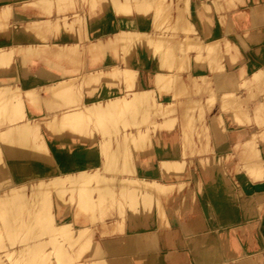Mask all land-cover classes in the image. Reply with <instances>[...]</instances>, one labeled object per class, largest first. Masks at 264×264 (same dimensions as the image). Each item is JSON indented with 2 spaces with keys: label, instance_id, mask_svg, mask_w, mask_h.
<instances>
[{
  "label": "bare ground",
  "instance_id": "6f19581e",
  "mask_svg": "<svg viewBox=\"0 0 264 264\" xmlns=\"http://www.w3.org/2000/svg\"><path fill=\"white\" fill-rule=\"evenodd\" d=\"M50 1H46L45 5L44 0H0V264H157L163 256L157 245L161 236L164 246L168 249L164 256H171L174 262L184 259L191 264L245 263L247 260L240 261L237 255L238 243L233 241L226 231L232 225L231 222L235 223L238 219L242 221V225L250 226L255 220L254 217L247 216L245 211L234 217L233 213L225 209L226 215L218 216L215 212L219 209L213 207L210 192L207 191L203 195L202 202L206 204L203 203L204 209H193L196 194L192 193L200 182L196 181L200 174L199 165L204 167L207 162L210 165L214 153L225 157L228 152H232L229 151L232 146V143L229 145L230 140L225 136L221 144H211L209 149H206L204 144L202 147L193 145L190 151L169 149L165 154L163 150L177 145L175 142L178 136L167 137V132L175 129L164 130L167 131L164 133L155 132L156 129L152 128L173 125L179 120V114L175 111H182L188 131L190 120L201 115L199 119L202 127L201 124L198 126L195 139L204 132L206 137L215 141L213 131L218 134L220 128L226 127L220 125L221 121L224 124L223 111H232L231 117L238 115L236 111L243 102L241 98L235 95L231 86L221 90V82L214 80V76L220 72L207 68L211 64H202L203 60L210 63L212 57L215 59L218 56L217 54L214 58V54L225 52L229 48H237V54L245 61L241 45L232 35L237 29L231 24L233 20L241 21L247 13L251 14L249 10L255 5L254 0H242L240 5L229 6L236 9L233 13L230 8L219 4L214 6L210 0H96L94 2L98 3L100 10L94 16L92 12L85 11L79 3L80 9L76 19L65 20V16H54L52 19L55 23L50 29L54 31L57 39H60L59 42H66L58 43L54 54L27 44L25 37L26 30L30 31L28 35L32 34L27 22L41 20L44 25L49 18L25 10L24 4L43 3L44 5H41L46 8L51 7L52 3H48ZM91 2L93 0H90V4ZM243 5L245 7H242ZM57 6L56 9H60L61 6ZM261 6L264 10V4L261 3L255 5L254 12L255 9L262 8ZM217 11L221 14L218 15ZM183 14H188L192 21L189 26L184 27L185 34L176 38L178 25H175V22H178ZM168 17L174 27L171 24L163 26L161 21ZM247 19L251 24L249 36L263 30L264 24L256 22L252 16ZM77 22L86 30L79 37L71 32ZM216 25H225V31L221 37L212 38ZM168 26L170 32L167 30ZM33 27L36 28L35 25ZM263 35L260 34L264 39ZM236 36L239 38L240 35ZM118 40L122 44L120 45L119 41L120 47L116 49L113 42L117 43ZM111 44L114 47H111ZM21 45L22 48L18 49L20 61L24 64L31 63L33 66L30 71L21 66L23 75L15 72L16 48ZM244 45L250 47L249 43ZM84 49L88 54L90 52V57L95 60V65L92 63L94 66L91 67V63L88 64L83 56ZM175 52H182L181 59L195 61V64L183 67L173 64V59L167 61L166 57ZM213 52L215 53L211 56ZM219 55L221 57L222 54ZM220 57L217 59L222 61ZM233 59L234 56L226 62ZM215 60V63L211 62L212 65L219 64L220 67L222 64H216ZM259 77L264 82V74L259 72ZM83 78L85 80L81 86L78 80ZM77 90L80 91L78 96ZM186 93L187 97L182 99ZM74 97L75 102L70 103L74 101ZM180 99L185 100L186 104L178 110L175 106ZM24 100H28V105L23 104ZM213 101L218 102L214 112L202 115L201 111H208L209 102ZM256 109L258 108L253 111ZM151 116L155 117L154 121L148 120ZM234 118L238 119L239 115ZM244 118L248 119L243 117L244 121ZM90 122L93 125L91 128ZM120 122H126L124 130L116 129ZM147 123V129L142 128ZM41 124L43 127H40ZM67 125H74L73 130L71 127L66 128L70 132L65 130L69 135L64 131ZM93 127L97 131L92 129ZM43 128L50 138L48 135L44 136ZM126 129L131 132L128 133ZM243 132L245 131L240 130L235 136L240 139L250 138L242 135ZM260 132H257L258 135ZM83 134V138L87 134L88 142L84 139L83 143H80ZM47 138L52 141L50 146L49 142H46ZM105 141H110L112 148L108 153L109 160L104 162V166L105 159L103 160L96 147ZM246 142L242 143V146L245 145L243 147L247 149L253 145L254 148V144L250 145L253 141L249 142L247 139ZM223 144L224 149L221 148ZM133 146L137 148L136 152L132 151ZM150 146L157 153L155 158H161L156 165L152 164L153 161L143 160V156L149 154L146 149ZM89 148L95 150L90 151ZM232 149L235 148L232 146ZM237 149L235 152L240 150L243 154L247 151L243 148V152ZM256 155L259 157V153ZM257 156L254 157L256 160ZM113 157L116 159L112 162ZM218 162L221 165V162ZM256 163L254 162L252 167L257 166V170L262 172L260 168L264 166L260 167ZM249 164L250 167L246 164L243 167L250 170L251 163ZM220 165L215 168L219 169ZM209 168L212 171V168ZM171 171L181 172V176L176 177L177 174L172 175L174 172ZM206 172L205 170L204 173ZM245 172L247 170L243 174H246L250 181ZM250 172L252 173H248ZM212 174L210 175L213 176ZM221 177H214L219 181L212 182L215 190L224 183L221 180L224 177ZM251 177L255 175L252 174ZM259 178L258 175L257 179ZM154 181H161L162 186L166 185L168 189L165 190L160 184L161 189L157 187V193L148 192L147 188L153 185ZM251 185L252 183L250 187ZM184 187L187 189H183ZM199 190L201 191V187L197 189ZM69 191L72 193L66 196ZM75 191L80 200L78 198L79 202L75 201L71 208L68 202L73 199ZM127 191L129 197H126L124 203H118ZM173 193V198L175 194H180L181 198L182 195H192V198L189 201L178 200V203L175 198L169 200L172 215L171 219L167 220L162 208L166 209L162 206V197H171ZM51 194L55 195L56 201L54 197L51 199ZM100 195L114 197L111 206L114 201L120 205L113 206L118 214L113 220H110L112 211L103 218L102 211L90 216L85 215L84 209L89 206L94 209ZM187 198L189 196L184 200H188ZM220 199L218 197L216 200L222 205ZM254 200L256 201L255 198ZM77 207L78 210H75ZM161 208L164 214L162 222L166 219L167 224L157 225V218L154 217L160 215L156 212H160L158 210ZM183 211H192L193 214L187 215L184 220V216H181ZM81 213L84 215L81 216ZM211 220L213 224L205 223ZM260 220L256 236L260 237L261 246L264 248V215L260 216ZM147 224L161 227L155 228L151 235H146L144 229ZM210 224L213 225L214 231L207 228ZM48 225L49 236L44 237L43 228ZM164 226H169V230H165ZM215 228L222 231V234H216ZM94 229L97 231L96 239L86 240L85 234ZM60 234L64 236L60 238ZM117 237L122 240V245L116 252L100 246V242ZM80 240H85L86 246H76L74 256H70L68 247L74 245V242L80 244ZM49 244L56 246L49 250ZM261 264H264V261Z\"/></svg>",
  "mask_w": 264,
  "mask_h": 264
},
{
  "label": "rangeland",
  "instance_id": "374dc122",
  "mask_svg": "<svg viewBox=\"0 0 264 264\" xmlns=\"http://www.w3.org/2000/svg\"><path fill=\"white\" fill-rule=\"evenodd\" d=\"M44 1L46 3L45 5H47L46 1H48V0H44ZM62 1H63V4H62ZM94 1L96 2V0H93V2H91V4H90V0H70V1H67V0H57V1L53 0L52 1L51 0L50 2H48L50 5L52 3L51 7L48 6V7H50V11H49L50 13L47 11L49 9L48 7L44 6L46 8H43V6H42V5H44L43 3H40V5H32V4H29V3H25L24 7H26L25 10H27V11L37 12V13H40L41 15L46 16L47 19L49 18L48 22H50V21H52L54 16H65V17H63L65 20H67V19H70V20L71 19H76L78 17V14H79L78 12H79V9H80L79 3L84 8L85 11L88 10V11L92 12V15L94 16L96 14V12L100 10V7H98V3H95ZM210 1H211V3L214 4V6L219 4V5H221L224 8H227V9L230 8L229 10L233 13V12H235L236 9H233V8H231L229 6H232L234 4L240 5L242 0H222L221 2H220V0H210ZM58 2H60V3H58ZM71 2L73 4H71ZM254 2H255L256 6H258L259 4L261 5V3L264 4V0H254ZM92 3H94V4L92 5ZM95 4H96V6H95ZM57 5H59V6H57ZM91 5H92V7H91ZM255 5L253 6L252 9L249 10L251 14L247 13L246 15H244L245 18H243L241 21L238 19V21H240V23H238L237 20H233V23L231 24L232 26H234L237 29L236 35L239 34L245 40L246 43H253L254 44V49H252L251 51H248V50L245 49L244 45L241 43L239 38H237L235 36L236 41L239 44H241L242 53H243L244 57H246L247 60L244 61L243 59H241L239 57V54H237L239 52L237 48H229V49H226L225 52L222 51V53H216V54H214L215 52H213L211 54V56H213V54H214V58H215V56H217V54H218L219 57H220L219 54H222L221 57H220L222 61H219L217 59L219 57L217 56L215 58L216 60L213 59V57H212L213 61H211L212 59H210V63H208L206 60H203L204 62L202 64V65L205 64V66H207L209 64L212 65V63L215 60L216 64H218V62H220V64L223 65V67H222V65H220V67H222V68L218 67L219 64H218V66H216L215 64L212 65V66L209 65V66H207V68H209V69L211 68V70L213 69L214 72H223V73L216 74L217 76L216 75L214 76V80L221 82V86H220L221 90H225V89H227L228 87L231 86V88L234 91L235 95L236 96L238 95L237 97H240L241 100L243 101L238 106V111H236V113L239 115V118L236 119L237 121L235 120L234 117H236L238 115H235L234 117L233 116L231 117L232 111H230L229 109H225V110L223 109L224 111L223 110L222 111L224 112V114H223L224 115V119H223L224 120V124L221 121L220 125L221 126L225 125L226 127L223 128L224 130L222 128H220L218 134L213 131V134H215V136H216L215 141L212 138H210V137H206L204 132H202L203 134H201L200 137H197V139H195L194 135H195V133H197V128L201 124L200 123L201 121L199 119V117H201V115H199L196 119L193 118L192 120H190V123L188 125V127H189V131H188L187 130V125L184 122L186 118H185L184 115H182V111H175V112H177L179 114V118H178L179 120L174 122L173 125L172 124L163 125V126L159 125L157 128H155V127L152 128V129H156L155 132L162 131L164 133H166L168 131L167 129H172V128L175 129V131L167 132L169 134V135H167V137H169V136H175V137L178 136V139L175 142V144H177V145L175 147L171 146V147L167 148L166 151L163 150L165 154H166L167 151H169V149H170V151H172L173 149H175L176 151H182V150L190 151L191 147L193 145L194 146L198 145V146L202 147V144H204L206 149H209L211 147V144H214V143L221 144V142L223 141V138H225V136H226V138H228V141L230 140L229 141V145L232 143L231 145L235 149H232V146H231V148H229V151L232 150V152L231 151L228 152L225 157L221 156L222 157L221 158L219 153L218 154L217 153L213 154V152H212L213 156H211V158H212V160L214 162L212 160H210L211 162L209 161L211 166L209 165L208 162H207L208 164L207 163L204 164V167H203V165H199L198 170H199L200 174H198L199 178H196V181L197 182H199V181L201 182V183L199 182V184H198V188L201 187V191L200 190L197 191L198 188H195L194 192L192 194H194V195L196 194V201H195L196 204L193 205V209H194V207H195V209H197V207H200V208L204 209V206H203L204 202H202V201L204 200V197H203L204 192L207 191V192H210L209 193L211 195L210 198L213 199V200L211 199L213 207L216 208V209H219L218 212L214 211L218 216L222 217L223 214L226 215V213L224 211V209H225L228 212L233 213L234 217H238L239 213H242L243 211H245V214L247 216L254 217L255 220L252 222L253 223L252 225H250V226L249 225H246V226L242 225L241 224L242 221L240 219H238V221L235 222V223L231 222L232 225L229 227L228 231H226V232H228V235L230 236V238L233 241H235L236 243H238V245H239V249L237 248V251H238L237 255H238L240 261L247 260L245 263H240V264H261L264 261V254H263L264 248H262L263 246H261L262 241H261L260 237L256 236V232L259 229V225L261 224L260 223V221H261L260 220V216L264 215V173H263L264 172V168H260V167L264 166V162H261V161H264V134H263V131H264V82L261 80V77H259V72L264 74V68H263L264 67V42H259V39H261L260 34L261 35L264 34V25H263V30L261 32L249 36L248 35V33H249L248 30L251 29V24H250V22H247L249 20L247 18H250L252 16L253 18H255L256 22L264 23V10H263V7L261 6L262 8H259L258 10L255 9V12H254ZM55 6H57V7L61 6V7H60V9L59 8L56 9ZM39 7L43 8V9H40ZM242 7H245V6L243 5ZM242 7H238V8H242ZM44 10H46V12ZM14 11H16V9ZM47 13H48V15H47ZM86 13H88V12H86ZM217 13H218V15L221 14L220 11L219 12L217 11ZM177 17H178V15H177ZM179 19L180 20H178V22L176 20L177 23L175 22V25L176 24L178 25V27L176 26V28L178 29L176 31V36H177L176 38H179L178 35L185 34V33H183L184 30H185L184 27L189 26L191 24V21H192V18L188 14H183L181 16V18L179 17ZM166 21L168 23H166ZM244 21H245V23H244ZM161 22L163 23V26L171 24V26L174 27V23L172 22L171 18H169V17L167 19L163 18V20ZM235 22H237L238 25ZM239 25L240 26L242 25V26L240 27ZM219 27H220V29L221 28L222 29L220 30ZM167 30L169 32L171 31L169 26H168ZM224 31H225V25L222 26V27L220 25H216L215 32L212 35V38L221 37L224 34ZM43 32L45 34H48L46 36V41H45V44L43 45L44 46L43 49L45 51H47V53L49 52V53L54 54V52L56 51L55 49L57 47L56 45H57V42H58L57 36L55 35L54 31L50 29V27L49 28L46 27L45 30H43ZM71 32H74L77 35V37H79L80 35H83L86 32V30H84V28L81 27L80 22L79 23L77 22L75 27H74V29H72ZM243 32H245V33H243ZM232 35H233V33H232ZM119 41L120 40H118L117 43L113 42V44L114 43L116 44V46H115L116 49L119 48L120 45L122 44V42L120 41V45H118ZM170 41L171 40L169 39V42ZM114 45L111 44V47L112 46L114 47ZM173 45H174V43H173ZM85 50L86 49L83 50V56L86 58L88 64L91 63L90 65L92 67V66L95 65L96 62H95V60H93L90 57V55H89L90 52L88 54V51H85ZM182 54H183L182 52H180V54H178V52L172 53L170 56L166 57V60L170 62V59H173V61H172L173 64H180L183 67L184 66L190 67V64L191 65L195 64V61L192 62V61H186L184 59H181L180 56ZM233 56L235 57V59H233L232 61L226 62L227 59L232 58ZM201 63H202V61H201ZM251 64L254 67L251 66ZM213 66H215V67H213ZM242 69H243V71H242ZM245 70H247V71H245ZM84 80H85V78H83L81 80H78V82L80 83L81 86L84 83ZM199 84H201V83H199ZM78 95H80V91L79 90H77V96ZM187 95H188V93H186V96L184 98H182V99H185L187 97ZM182 99H180L177 102L176 106H175V108L178 109V110H180L186 104L185 100H182ZM72 100H74V101H72ZM72 100H71L72 102H70V103L75 102L76 98L74 97ZM214 102L215 101L209 102L208 111H201L202 112L201 114L204 115L207 112H209L208 114L214 112L213 109H215V107H216V105L218 103V102H215V105H214ZM23 104L28 105V100H24ZM254 107L255 108L257 107L258 109L253 111V109H255ZM247 114H248V116H247ZM241 116L248 118V119L244 118L245 121H247V123L243 120V117H241ZM154 118H155L154 116H151V117L148 118V120L149 121H154ZM231 118L234 119L235 121L232 120ZM239 119H240V121L242 119V122H240ZM179 122H181V124H179ZM239 123H242V124H239ZM260 123H262V124H260ZM125 124H126V122H123V123L120 122L119 124H117L118 126L116 127V129L120 128V129L124 130L125 129V127H124ZM148 124L149 123H147V125L146 124L143 125L142 128L147 129ZM236 124H238V125H236ZM151 125H149V126H151ZM235 125H236V127H235ZM239 125H243V126H239ZM92 126L93 125L90 122L89 127L91 128ZM40 127H43L42 124L40 125ZM70 127H71V125H70ZM70 127H68V125H67V127H65L64 131L67 130L68 128H70ZM72 127L74 128V125H72ZM72 127H71V130H73ZM201 127H202V124H201ZM111 128L114 129V127H111ZM44 129L45 128H43V130ZM92 129H94V127ZM239 129L242 130V131H245V132L242 133V135H247L250 138H248V137H245V139H244V137L241 138V139L237 138L235 136V134L240 132ZM94 130H96V129H94ZM126 130H127L128 133L131 132L128 129H126ZM164 130H167V131H164ZM260 130L262 132H260ZM67 131H65V132L67 133ZM257 132L258 133L260 132V135L263 134V136L261 137L260 135H258ZM69 133H67V134L69 135ZM88 133H89V130H88ZM125 134H126V132L123 133V135H125ZM252 134L254 136H252ZM47 135L49 136V134L47 133V131L45 129L44 130V136L46 137ZM83 136H84V134L81 137L83 138ZM86 136H87V134L85 135V137L82 140H80V143H83L82 141H84V139H85V141L88 140V137H86ZM88 136H89V134H88ZM221 136H222V138H221ZM251 136H252V138H251ZM49 138H50V136H49ZM86 138H87V140H86ZM247 139L249 140V142L253 141L250 145L254 144V148H252L253 145L249 146V148L251 147V149H249L248 147H247V149H246V147H243V146H245L244 144L242 146V143L243 142L245 143L247 141ZM250 139H251V141H250ZM252 139H255V141L252 140ZM49 140L47 138L46 142L47 143L49 142L48 144L50 146L52 144L51 143L52 141H51V139H49ZM75 142H79V141H75ZM233 142H234V145H236V146L233 145ZM86 143H84V144H86ZM238 143H240V144H238ZM247 143L248 142L245 143L246 146H247ZM77 144H79V143H77ZM256 144H257V146H256ZM238 145H240L241 147L238 146ZM71 146H72V142H71ZM225 146H228V144H225ZM237 147H239V148L237 149ZM52 148L54 149L53 146H52ZM75 148L76 147H74L73 150H75ZM111 148H112V145H111L110 141H105V142L99 144V146L96 147V150H99V152L103 156V160L105 159V161H103V163L104 162L107 163V160H109V154L108 153H109V150ZM221 148L224 149V144L221 146ZM242 148L247 150L246 152L249 153V154L247 153V157L245 156L246 152H244L245 154L239 152L240 151L239 149L242 150ZM236 149L239 150V151L235 152ZM89 150L93 151L95 149L89 148ZM133 150H134V152H136L135 150H137V148L133 146L132 147V151ZM254 150H255V152L259 153V157L256 155L257 153L256 154L254 153ZM163 151H162V153H163ZM146 152L149 153L146 157L142 155L143 153L140 154L141 156H143V158H144L143 160H149V162L153 161V163H152L153 165H156L157 163H159L158 161H160L161 158L160 157L158 159L155 158V156L157 154L155 149H153L150 146L149 148L146 149ZM238 152L241 153L240 156L238 155ZM242 152H243V150H242ZM249 155H252V156L254 155L253 159H252V156L249 157ZM255 156H257V160H256V158H254ZM240 157H242V158H240ZM226 158H227V160H226ZM248 158H250L252 161L255 159L253 161V163L254 162L256 163V161H257L259 164L256 163V165L260 166L259 168L262 169V172H261V170L260 171L257 170V168H258L257 166H256L257 168L256 167H252L255 164H253L250 159H249V162H247ZM115 159L116 158L113 157L111 159V161L113 162V160H115ZM129 161H130V158H129ZM217 161H220L221 165H220L219 162L217 163ZM105 163H104V166H105ZM213 163H215L214 165L215 166L217 165L218 167L220 165L219 169L216 167L219 171L216 170L215 166H213ZM248 163H251V168H249L250 170H248V168L246 169V168L243 167L245 164L247 165V167H250V164L248 165ZM206 165H209V167L212 168V171ZM206 167H207V169L209 168V170H207ZM213 168H215V169H213ZM252 168L253 169L255 168V169L252 170ZM240 169H242V171ZM244 169L247 170V172H245V173H247V175H249L250 181H248L249 180L247 178L248 176H246V174H243L244 171H246ZM205 170L209 174L207 172L204 173ZM256 170L258 172H260V174H258V172ZM249 171H252V173L250 172V174L251 175L252 174L255 175V177L252 178L251 175L248 173ZM171 172L172 173L174 172L172 175L177 174V175H175L176 177L177 176L178 177L181 176L180 175L181 172L180 173H178V172L175 173V171H171ZM221 172L223 173V175H221L222 174ZM210 174H212L213 176H211ZM102 175H103V170H102ZM219 175H220V177L221 176L224 177V179L221 177L222 178L221 180L224 183H222V186H220L219 189L215 190L214 184L212 182H214V183L215 182H219L218 180H216L214 178V177L219 176ZM258 175L260 176L259 179H257ZM252 179L256 180L258 182V184H257L256 181H254ZM161 180H162V178H161ZM258 180H260V181H258ZM162 181L166 182V180H164V178H163ZM245 181L248 182V183H245L246 185L244 184ZM261 181H263V182L260 184ZM104 182H106V181H104ZM154 183H153V185L151 184L147 188V189H149L148 192L156 191V193H157V191L159 190V188L163 184V183H161V181L160 182H157V181L155 182L154 181ZM251 183H252V185H251L252 187H250ZM160 184H161V186H160ZM253 184L255 186H253ZM102 185H104V183ZM165 186L166 185H163L162 188H164L165 190L168 189L167 188L168 186H166V187ZM157 187H159V188L157 189ZM183 189H187V187H184ZM52 193H54V192L52 191ZM69 193H72V191L67 192L66 196L69 195ZM51 195H52L51 199H52V197H54V199L56 201L57 199H56L55 195H53V194H51ZM164 196H166L167 198H165ZM164 196L162 197L163 198L162 199V206H165L166 209L164 207H162V208H163V211H164L165 215L163 214V212H161L162 208L158 210L161 213L160 212H156V214L157 213L160 214L159 216L155 214L156 216L154 217L155 219L157 218V221H156V223L158 222L157 225L158 224H160V225L167 224V223H165V221L171 219L172 213L170 211V206L171 205L170 206L168 205L169 200L175 198L174 200H176L177 201L176 203H178L181 200L182 201H189L192 198V195H186V196H189V198H187L188 200H186V199L184 200V198H186V196L184 195L185 196L184 197L182 195V198H183L182 199L180 197V194H177V195L175 194V197L173 198L172 196H174V193L171 194V197L167 196V195H164ZM122 197H121V200L119 199L120 201L118 200V203H120V202L122 203L123 201L124 202L126 201V197L127 198L129 197V191L125 192ZM218 197H219V199H220V197L222 198V199H220L223 202L222 205H219L220 203H218V200H216ZM78 198L80 200L79 194H77V191H75V194L73 195V199H72L73 201L72 200L69 201L68 202V206L73 208V206L75 205V201H78ZM254 198L256 199V201L254 200ZM98 199H99V201H97V204L95 205L94 209L90 208V206L88 208L84 209V211H86V213H85L86 216H90V215H92V214H94V213H96L98 211H102V218L105 217L106 215H108L111 211H112L111 212L112 216H111L110 220H113L114 218H116L118 216L116 210L113 209V206H117L118 205L117 202L114 201L113 205L112 206L110 205L111 201L114 200V197H110V196H107V195H104V196L100 195ZM118 206H120V205H118ZM75 210H78V207ZM79 210H80V208H79ZM69 214H70V212H69ZM81 214H82L81 216L84 215V213H81ZM190 214H193V212L192 211H183V212H181V216L182 217L184 216L183 217L184 220H185V217L187 215H190ZM163 215L167 219V220L165 219L164 223L162 222V219H164L162 217ZM67 218L68 217L66 216L65 220H67ZM158 218H159V220H158ZM181 222H183V220H181ZM205 223L206 224H208V223L213 224L212 220L208 221V222H205ZM211 224H210V226L208 225V227H207L209 230H213L214 229L212 227L213 225H211ZM49 225H51L50 222H49ZM49 225L45 226L43 228V233H44L43 236L44 237H46V236L48 237L49 236V233H48L50 231V226ZM155 225L154 224H147V226H145L144 233L146 235H151L153 233V230L158 227V226H155ZM173 226H175V225H173ZM159 227H161V226H159ZM164 227H165L164 228L165 230H169V226L167 228H166V226H164ZM215 231H216L215 232L216 234H220V235L222 234V231H220L218 228H215ZM96 235H97V231H95V229H94V230H92V231H90V232L85 234V236H86L85 239L86 240H91V239L95 240L96 237H97ZM63 236H64L63 234H60L59 237L61 238ZM81 241L82 240L79 241L80 244L78 242L77 243L74 242V245H71V246L68 247V251L70 253V256H72V257L74 256L73 254H75L74 251L76 249V246L80 247L81 245L82 246L85 245V243H84L85 240L83 242H81ZM55 242L57 243L58 241H55ZM121 242H122V240L120 241V237H117V238H112V239L104 240V241L100 242V246H102L105 249H110L111 252H116V250L119 247H121V245H122ZM157 245L160 247L159 250H161V253H162L161 256L163 255L160 258V261L157 264H191V263H187V261L185 262L184 259L183 260H178L177 262L176 261L174 262V258H172L171 256H169V255L164 256V254H166L165 252H167L168 249L166 248V246H164V243H163V240H162V236L160 237L159 243H157ZM55 246H56L55 244L50 245L47 249L53 250V248ZM40 255H43V253H40ZM32 261L35 262V260H32Z\"/></svg>",
  "mask_w": 264,
  "mask_h": 264
},
{
  "label": "crops",
  "instance_id": "0c3cea01",
  "mask_svg": "<svg viewBox=\"0 0 264 264\" xmlns=\"http://www.w3.org/2000/svg\"><path fill=\"white\" fill-rule=\"evenodd\" d=\"M27 22V21H26ZM43 23V21H41V20H38V21H36V22H34V23H28L27 22V25H28V27H30L31 28V32H32V34L31 35H28L29 33H30V31L29 30H26L25 31V37H26V42H27V44H29L30 43V45L31 46H35V47H37L38 49H40V50H42V51H45L44 49H43V45L45 44V41H46V36L48 35V34H45L44 32H43V30H45V28L46 27H51L52 25H53V23H55V22H53V20L52 21H50V22H47V23H44V25L42 24ZM21 24H23V22H21ZM262 24H264V23H262ZM33 25H35V27L36 28H34L33 27ZM39 30H38V29ZM43 28V29H42ZM233 36L235 37L236 36V33H233ZM237 37V36H236ZM238 38V37H237ZM58 40V39H57ZM239 40L241 41V43L244 45V44H247L245 41H244V39L240 36L239 37ZM60 41V39L58 40V42H57V44L58 43H66V42H59ZM259 42H264V39L263 38H261V39H259ZM34 44V45H33ZM250 44V47H245V45H244V47H245V49L246 50H248V51H251L252 49H254V44L253 43H249ZM241 45V44H240ZM22 46L23 45H21V47L20 46H18V48H16V58H15V65H16V69H15V72H17V73H20L21 75H23L24 74V72H23V70L21 69V66H23L24 68H26L27 70H32L33 69V66H32V64L31 63H22L21 61H20V59H19V57H18V49H20V48H22ZM57 49V48H56ZM55 49V50H56ZM242 50V49H241ZM67 51H68V47H67ZM46 52V51H45ZM49 53V52H48ZM247 59H246V57H245V61H246ZM248 66V65H247ZM251 66H253L252 64H251ZM221 73V72H220ZM223 73V72H222Z\"/></svg>",
  "mask_w": 264,
  "mask_h": 264
}]
</instances>
